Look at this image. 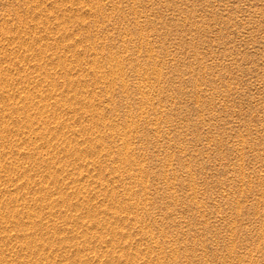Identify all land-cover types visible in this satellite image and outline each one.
I'll list each match as a JSON object with an SVG mask.
<instances>
[{"label":"rangeland","instance_id":"374dc122","mask_svg":"<svg viewBox=\"0 0 264 264\" xmlns=\"http://www.w3.org/2000/svg\"><path fill=\"white\" fill-rule=\"evenodd\" d=\"M0 264H264V0H0Z\"/></svg>","mask_w":264,"mask_h":264}]
</instances>
